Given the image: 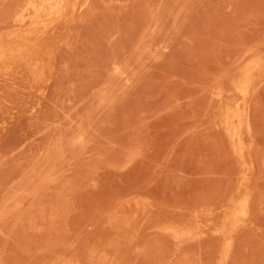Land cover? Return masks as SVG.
Instances as JSON below:
<instances>
[{
  "label": "rangeland",
  "instance_id": "374dc122",
  "mask_svg": "<svg viewBox=\"0 0 264 264\" xmlns=\"http://www.w3.org/2000/svg\"><path fill=\"white\" fill-rule=\"evenodd\" d=\"M35 5L0 0V264H264V0Z\"/></svg>",
  "mask_w": 264,
  "mask_h": 264
},
{
  "label": "bare ground",
  "instance_id": "6f19581e",
  "mask_svg": "<svg viewBox=\"0 0 264 264\" xmlns=\"http://www.w3.org/2000/svg\"><path fill=\"white\" fill-rule=\"evenodd\" d=\"M35 2V6L33 7V12H34V16L35 18L39 21L44 23L45 27H47V25H49V23H53L54 21L58 20L60 17L62 16H66L69 14L68 12V8H67V0H34ZM16 60V59H15ZM249 82H245L242 86L239 87V91L241 92L242 95H246L247 91L249 89ZM243 112V111H242ZM244 114V112H243ZM243 114L239 115L237 112L235 113H230V114H226L225 116V120H223V123H225V125L227 126L228 129H230L229 132H231V138L235 141H240V129L239 126H241L242 122L244 121L242 119ZM244 117V116H243ZM247 119V118H246ZM247 122V121H246ZM245 122V124L247 125V123ZM244 127V125H242ZM246 127V126H245ZM248 129V127H247ZM245 131V128L244 130ZM246 132V131H245ZM243 132V134L245 133ZM81 133V132H80ZM82 134V133H81ZM78 136V135H77ZM76 136V137H77ZM82 136H84L82 134ZM81 136V139H82ZM84 138V137H83ZM243 138V136H242ZM78 139V137H77ZM83 140V139H82ZM81 142V140H79ZM239 144V143H238ZM240 147V146H239ZM236 150V149H235ZM242 150V148H241ZM241 153V152H240ZM244 163V162H243ZM245 164V163H244ZM246 165V164H245ZM248 168V166H247ZM244 171L246 170V168H243ZM250 171H248L249 174ZM249 191V190H248ZM246 193V192H245ZM248 195V194H247ZM247 195L242 196L237 202H236V210H239V214L241 215H245V213L247 211H249L248 207V197ZM240 196V194H239ZM235 199V198H234ZM233 199V200H234ZM232 200V201H233ZM250 203V202H249ZM233 204V202H232ZM234 206V205H233ZM247 214V213H246ZM247 216V215H246ZM117 219V218H115ZM114 219V222L116 221ZM119 222V221H118ZM117 222V223H118ZM116 223V222H115ZM172 231H174L175 234H178L181 232V230L178 227H175L172 229ZM230 241V240H229ZM231 245H234V243H230ZM230 247V246H227ZM233 249V247H231ZM227 250V249H226ZM231 251V250H229ZM229 255V253H227Z\"/></svg>",
  "mask_w": 264,
  "mask_h": 264
}]
</instances>
